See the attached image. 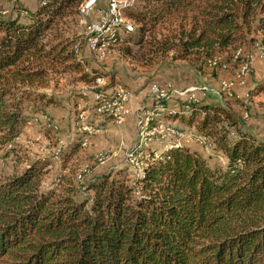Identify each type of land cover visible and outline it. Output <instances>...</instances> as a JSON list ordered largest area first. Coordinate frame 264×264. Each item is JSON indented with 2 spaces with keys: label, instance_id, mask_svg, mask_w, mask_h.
<instances>
[{
  "label": "trees",
  "instance_id": "obj_1",
  "mask_svg": "<svg viewBox=\"0 0 264 264\" xmlns=\"http://www.w3.org/2000/svg\"><path fill=\"white\" fill-rule=\"evenodd\" d=\"M78 1L45 0L24 16H0V82L9 70L45 56L47 32ZM129 16L141 25L138 44L154 35L153 60L172 54V62L201 74L239 67L244 46L258 37L264 43V0H143ZM162 28L167 33L158 38ZM61 52L65 61L75 59L67 47ZM19 71L18 78L25 68ZM260 93L264 78L252 95ZM30 102L0 85V152L31 121ZM184 106V114L168 118L195 130L225 166L170 143L159 157L149 151L141 158L138 196L123 180L124 169L94 178L85 189L93 196L79 202L46 191L45 166L32 163L19 176L0 179V264H264V139L225 106L207 99ZM136 152L142 156L144 149Z\"/></svg>",
  "mask_w": 264,
  "mask_h": 264
},
{
  "label": "rangeland",
  "instance_id": "obj_2",
  "mask_svg": "<svg viewBox=\"0 0 264 264\" xmlns=\"http://www.w3.org/2000/svg\"><path fill=\"white\" fill-rule=\"evenodd\" d=\"M44 2L0 0V16H24L25 11L36 10ZM90 2L92 5L86 8ZM142 3L143 0H79L76 9H69L47 32L49 45L44 50L45 56L32 57L4 75L1 86L16 96L29 97L32 102L26 108L31 121L16 143L0 152V179L17 177L29 165L38 163L45 166L43 188L46 191L57 189L60 196L73 195L80 202L93 196L85 189L94 178L105 173L116 177L124 169L128 173L123 180L134 190L133 197L138 196L141 189L135 179L143 172L141 158L149 151L159 154L170 143L201 152L211 166H225L226 159L217 155L210 144L203 146L205 139L197 137L195 130L182 125L180 119L168 118L170 114H184V103L190 102V93L178 97L176 91L197 87L215 91L222 82L233 84L235 99L196 92L195 102L207 99L225 106L242 118L246 128L264 139V93L252 95L256 82L264 75V60L258 52L262 39L258 37L255 43L237 53L243 60L252 58L251 73L245 79L239 78L241 66L233 64L207 68L201 74L183 61L172 62V54L161 63L160 59L153 60L149 52L154 35H146L142 44H138L141 25L129 16ZM113 5L116 11L120 10L122 24L115 22ZM103 26L114 31L115 40L109 47L92 52L88 44L91 30ZM128 27H133V31L127 32ZM167 29H158V38ZM63 46L68 52H74L75 59L65 61ZM20 68L25 71L18 78L15 75L21 73ZM97 71L105 76L94 77ZM39 72L40 76L34 79L26 77ZM158 87L166 93L163 100L157 99ZM98 92L118 94L115 102L122 108L99 113V102L93 99ZM152 114L160 115L158 122L165 129L166 126L181 129L183 134H171L169 140H164L161 135L143 132ZM85 128H91L92 133L82 137L80 131ZM85 138L88 143L84 142ZM139 149H144L142 156H137Z\"/></svg>",
  "mask_w": 264,
  "mask_h": 264
},
{
  "label": "built area",
  "instance_id": "obj_3",
  "mask_svg": "<svg viewBox=\"0 0 264 264\" xmlns=\"http://www.w3.org/2000/svg\"><path fill=\"white\" fill-rule=\"evenodd\" d=\"M91 5H92V2L86 4V8H89ZM112 15L115 18L116 23L118 24L123 23V20L120 18L121 17L120 10L118 9V11H116V7L114 5H113ZM105 29H106V26H103L102 28L94 27L91 30L92 33L89 35L88 44L92 52L93 51L96 52V50L101 49V48L109 47L110 42L115 40L114 31H112L110 27L107 28L106 30ZM128 31L129 32L133 31V27L132 28L128 27L127 32ZM258 52H259V57L262 60H264V43L258 48ZM251 66H252V58H245V60L243 61V64L241 65L242 69L239 75L240 79H245L249 76V74L251 73ZM156 91H157L156 93H157L158 100L165 99L166 93L164 92V90H161L158 87L156 88ZM196 92L202 93L203 96H205V94H207L208 92H211L217 95L218 98L220 99L235 98V94L233 92V84L228 83V82H222L220 85V88H218L215 91L212 89H208L206 87H197V88H191L187 91H176L175 93H176V96L178 97H183L186 94L190 93L191 96L189 98V101L195 102ZM117 97H119L118 94H109V93H103V92H98L97 94H95L93 99L94 101L96 100L97 102H99L98 103L99 108L97 107V111L99 113L109 112V111L113 112L118 106L122 108L120 105H117V103L115 102V100H118ZM159 113H161L160 110H159ZM159 116H160L159 114H152L151 116H149V118L147 119V122L144 124L145 130L143 129L142 131L149 132L153 134L154 136L161 135L164 140H169L168 137L172 136L171 134L176 133L175 135H179V136L180 134H183V132L176 130V128L170 129L166 126L167 129H165V127H163L162 124H159L158 122V119L160 118ZM163 129L165 130L162 131ZM80 132L82 133V137H85L86 135H89L92 133V129L85 128V129H82V131ZM84 142L88 143V139L85 138ZM159 156H160V153L156 154V157H159Z\"/></svg>",
  "mask_w": 264,
  "mask_h": 264
},
{
  "label": "crops",
  "instance_id": "obj_4",
  "mask_svg": "<svg viewBox=\"0 0 264 264\" xmlns=\"http://www.w3.org/2000/svg\"><path fill=\"white\" fill-rule=\"evenodd\" d=\"M260 65V64H259ZM259 71H261V70H259ZM264 78V75L263 76H261L260 77V79H258L259 81L258 82H256V85L261 81V79H263ZM256 85H255V87H256ZM261 94V93H260ZM132 105H134V104H132ZM134 108H136V106L134 107ZM183 125V124H182ZM188 148H190L189 146H187ZM194 151V150H193ZM196 151V150H195ZM196 152H198V151H196ZM200 154H202L201 152H199ZM204 156V155H203ZM205 158H206V156H204Z\"/></svg>",
  "mask_w": 264,
  "mask_h": 264
}]
</instances>
